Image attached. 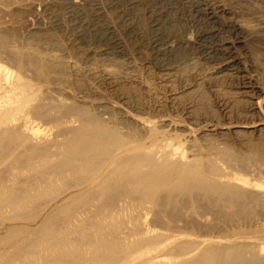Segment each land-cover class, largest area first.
Segmentation results:
<instances>
[{"label": "rangeland", "instance_id": "1", "mask_svg": "<svg viewBox=\"0 0 264 264\" xmlns=\"http://www.w3.org/2000/svg\"><path fill=\"white\" fill-rule=\"evenodd\" d=\"M208 2L223 10L219 13L221 22L236 21L257 32L246 50H237L239 63L231 72L216 74L202 68L160 72L150 63L128 57L115 63L96 54H84L72 40L53 30L46 31L45 42L35 46L23 31V14L11 9L10 0H0V20L17 22L16 27L0 24V63L10 72L21 65L23 78L34 89L32 102L44 105L37 116L30 110L26 113L39 128L32 141L57 138L60 142L67 135L73 136L71 128L80 127L87 115L97 113L90 107L91 99L101 95L113 104L117 95L124 93L130 97L128 116L149 121L162 138L176 136L187 162L214 161L226 174L233 171L250 177V168L259 160L253 159L250 146L264 151V135H246L244 141L230 129L237 122L264 123V50L257 43L264 42V0ZM225 30L221 29V36L228 34ZM141 50L139 58L145 56ZM78 87L86 91L84 102L74 97ZM161 117L168 120L159 123ZM99 126L114 128L126 142H149L147 133L131 119ZM16 129L0 135V196L6 201L0 200V264H116L120 257L128 260L129 254L108 250L104 258H97L90 244L111 243L141 224L164 234L161 238L167 244L160 256L164 263L173 260L179 244L191 250L183 258L189 263L206 247L237 254L244 264L261 263L257 243L264 241V221L250 216L243 203L215 202L211 195L193 188L187 193L172 186V201L152 203L131 192L132 187L118 191L89 187L91 176L86 172H59L54 166L58 157L44 158L42 152H36L34 142L22 138ZM50 149L53 152L55 148ZM127 191L131 195L119 201ZM166 194L161 191L159 196ZM252 211L261 212L259 206ZM95 234L102 237L94 238ZM58 240L69 244L57 251ZM73 241L80 244L81 254Z\"/></svg>", "mask_w": 264, "mask_h": 264}, {"label": "bare ground", "instance_id": "2", "mask_svg": "<svg viewBox=\"0 0 264 264\" xmlns=\"http://www.w3.org/2000/svg\"><path fill=\"white\" fill-rule=\"evenodd\" d=\"M10 7L23 14V31L35 46L45 42L43 36L46 31L53 30L72 40L84 54H96L115 63L125 57L138 58L142 63H150L160 72L167 73L199 68L216 74L231 72L237 69L239 63L237 50H246L249 39L256 38L257 34L236 21L221 22L219 13L223 10L216 9L208 0H10ZM0 24L17 26L16 21L11 23L4 19L0 20ZM222 28L226 29V36H221ZM132 39L136 42L131 43ZM257 43L264 50V42L258 40ZM141 48L145 51L143 58H139ZM21 68L18 64L16 70L10 72L0 63V135L11 133L16 126L22 138L32 141L33 133L39 132V128L26 113L30 110L37 116L44 105L32 102L34 89L23 78ZM53 86L59 88L56 84ZM74 97L84 102L85 89L78 87ZM129 101L130 97L124 93L118 94L113 104L98 95L89 101L90 107L97 113L87 115L86 122L80 127L71 128L73 136L67 135L60 142L56 137L51 141H32L33 147L36 152H42L44 158L56 155L58 160L54 166L59 172H86L87 176H91L87 182L89 187L97 186L102 191L132 187L131 192L146 197L152 203L172 201V186L184 188L187 193L193 188L205 196L211 195L215 202L243 203L248 207L250 216L264 221V151L261 148L250 146L253 159L259 160L253 163L250 177L246 178L233 171H229L227 176L214 161L189 163L180 150L182 143L176 136L162 138L152 129L149 121L128 116L126 107ZM127 119L133 120L140 130L147 133V144L138 145L130 140L131 144L114 128L99 126L100 123H120ZM167 120L161 117L158 122ZM230 132L237 138L242 135L244 141L245 136L251 134L260 138L264 135V123L259 120L237 122ZM53 146L55 149L49 152ZM224 176L229 179H221ZM161 191L168 194L160 197ZM128 195L131 193L127 191L118 200L125 201ZM2 197L0 200L5 201ZM256 206L260 207V213H253ZM144 225H138L132 233L118 235L104 246L95 241L90 246L94 247L97 258H104L108 250L129 254L128 260L120 257L116 264L135 261L138 262L135 264H162L161 251L167 244L161 238L164 234ZM261 237V241L264 240V235ZM68 244L58 240L54 249L60 251ZM72 245L80 254L83 252L77 242L73 241ZM257 245L261 252L260 264H264V241ZM185 247V244H179L173 260L164 264H244L239 255L212 247L199 251L195 260L189 263L183 258L191 250Z\"/></svg>", "mask_w": 264, "mask_h": 264}]
</instances>
